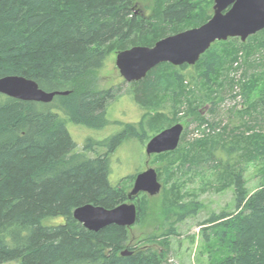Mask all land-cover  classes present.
Wrapping results in <instances>:
<instances>
[{"label":"trees","instance_id":"obj_1","mask_svg":"<svg viewBox=\"0 0 264 264\" xmlns=\"http://www.w3.org/2000/svg\"><path fill=\"white\" fill-rule=\"evenodd\" d=\"M212 3L213 0H0V77L20 75L34 80L45 91H68L49 103L0 94V264H165L167 246L163 239L159 241L160 249L131 246L126 227L112 224L92 231L73 217V210L84 204L110 209L128 201L126 189L108 178L109 155L125 138L145 136L143 122L137 126L127 124L102 141L89 139L83 151H77L65 120L91 129L102 128L107 123V103L115 93L98 89L95 77L106 68L108 58L132 46H153L168 35L200 26L211 17L208 9ZM245 42L240 41L239 47L233 45V50L222 47L225 54L209 48L200 55L195 66L204 83L209 86L221 73L225 77L239 48L245 55L252 49L263 50L264 28ZM219 43L223 46L229 40ZM257 59L260 73L251 74L242 86L248 104L243 112L247 118L240 127L246 132L252 130L244 137L242 156L262 161L264 55ZM243 64L245 69L247 64L255 65L247 56ZM186 66L184 63L180 67ZM171 67L168 62L159 63L143 79L132 82L134 99L142 107L154 108V99H161L159 91L178 87L183 81L185 76ZM246 73L244 70L243 77ZM259 82L262 88L257 89ZM221 90L222 86L214 94ZM194 103L189 108L202 122L201 111H196L198 105ZM164 121L174 120L155 111L148 120L150 131L165 129ZM222 136L207 134L189 142L186 149L179 147L157 156L170 160L173 179L177 161L188 171L198 161H217L215 151L219 145L228 144ZM242 139L243 136L239 141ZM94 146L104 147L105 152L88 156L86 152L93 151ZM236 147L239 149V143ZM227 148L230 152L235 149L230 144L225 151ZM217 164L224 165L220 160ZM225 168L234 187L235 203L231 211L211 214L206 221L209 226L202 230L209 264H264V167L263 182L250 194L245 188L243 167L235 164ZM157 175L161 176L160 170ZM127 178L134 180V176ZM164 190L162 205L167 219L178 222L196 214L200 204L183 200L177 184ZM143 205L144 200H138L137 217ZM56 217L61 221L43 223ZM124 249L130 254L121 255Z\"/></svg>","mask_w":264,"mask_h":264},{"label":"rangeland","instance_id":"obj_2","mask_svg":"<svg viewBox=\"0 0 264 264\" xmlns=\"http://www.w3.org/2000/svg\"><path fill=\"white\" fill-rule=\"evenodd\" d=\"M212 5L208 9L210 15H212ZM227 40L229 43L226 45L222 46L219 41H215L209 48L219 54H225L221 50L222 47L226 46L228 47L226 49L232 48L231 50H233V45L239 47L241 41L239 37H230L220 41ZM251 46H255V44H251ZM252 51L249 55H245L243 49L239 48L238 57L232 63L226 76L224 77L221 73L220 77L213 79L209 86L204 83L200 70L195 66L198 60L195 64H187L188 66L184 69L180 67L181 65L171 64V68L181 72L185 78L178 87H169L166 91H159L160 101L157 98L154 99V103L157 105L148 109L142 107L134 99V84L126 82L119 74L115 65L116 54L113 53L107 60L106 68L99 70L95 77V85L98 89H109L115 93V97L109 100L106 106L105 119L107 123L100 129H91L65 120L66 129L75 142L77 151H83L85 142L89 139L102 141L125 128L127 124L137 126L143 122L145 136L140 137L141 139L138 137L125 138L109 155L110 173L108 178L112 184L120 183L128 193L133 185V180L127 177L134 176L135 178L139 172L149 167L154 168L156 172L160 170L161 176L157 175V177L162 188L158 193L149 195L140 192L134 199L127 201H132L136 210L138 209V200L142 199L145 203L140 217H136L135 223L127 230L131 238L129 241L131 246H151L160 249L159 241L163 239L162 241H165L167 246L164 255L165 264H209V255L202 239V230L209 226L206 221L211 214H218L223 210L231 211L235 203L234 187L226 175L229 170L225 166L240 164L243 167L245 188L249 194L263 182L264 160H249V156H242L244 137L251 134L252 131L246 132L240 127V123L247 118L243 112L248 104L242 94V86L251 74L258 75L260 73L259 67L256 66L257 58L264 55V49L259 52H254L253 49ZM243 54L255 64L253 67H249L247 64L245 69ZM244 70L247 73L243 77ZM258 84L257 89L262 88L261 82ZM221 86L222 90L215 95L214 93ZM255 97L256 91L251 94L249 99L253 101ZM193 103L198 105L196 111H201L202 122L192 114L189 108ZM214 103L215 105H213ZM205 105L208 107L203 109ZM155 111L163 112L165 117L174 120L164 121V128L176 123L183 126L178 145L174 150L179 147L181 150L186 149L189 142L199 140L207 134L215 135L217 133L223 134V141L227 140V143L235 149L230 152L227 148L225 151L224 148L228 144L223 147L219 145L215 151V158L218 159L217 161L223 162V166H219L216 160H210L207 163L198 161L193 164L192 170L188 171L177 161L175 167L178 169L174 173L176 176L172 179L170 178V160L157 156L156 153L146 154L145 148L148 140L158 133L150 131L148 123L150 116ZM240 115L243 117L242 120ZM223 127H225L224 130H222ZM137 129L141 134L139 127ZM241 136L243 139L239 141ZM238 143L239 149L236 147ZM104 152V147L94 146L93 151H87L86 154L93 157ZM173 184L178 185L183 200H192L200 204L196 214L187 216L178 222L167 219L163 214L162 198L166 194L164 188L168 190ZM142 196L145 197L142 198ZM47 221L60 222L61 218L44 220L43 223H47ZM171 228L174 229L173 233H170ZM154 237H157V240H150Z\"/></svg>","mask_w":264,"mask_h":264},{"label":"water","instance_id":"obj_3","mask_svg":"<svg viewBox=\"0 0 264 264\" xmlns=\"http://www.w3.org/2000/svg\"><path fill=\"white\" fill-rule=\"evenodd\" d=\"M263 28L264 0H213L212 15L205 23L168 35L153 46H132L121 50L116 53L115 65L126 82L138 81L159 63L168 62L175 66L195 64L213 42L230 37L245 41ZM0 94L22 101L49 103L55 96L66 95L68 91H45L32 79L7 75L0 77ZM207 107L205 105L203 109ZM182 130L180 123L161 130L148 140L146 154L174 150ZM161 188L156 170L149 167L135 176L127 198L131 200L140 192L154 195ZM73 217L92 231L112 224L127 228L135 223L137 210L132 201L110 209L84 204L73 210ZM129 254L127 249L121 252V255Z\"/></svg>","mask_w":264,"mask_h":264},{"label":"bare ground","instance_id":"obj_4","mask_svg":"<svg viewBox=\"0 0 264 264\" xmlns=\"http://www.w3.org/2000/svg\"><path fill=\"white\" fill-rule=\"evenodd\" d=\"M159 154V153H158ZM140 173V172H139Z\"/></svg>","mask_w":264,"mask_h":264}]
</instances>
